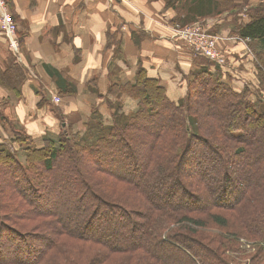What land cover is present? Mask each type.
Segmentation results:
<instances>
[{
	"label": "trees",
	"instance_id": "16d2710c",
	"mask_svg": "<svg viewBox=\"0 0 264 264\" xmlns=\"http://www.w3.org/2000/svg\"><path fill=\"white\" fill-rule=\"evenodd\" d=\"M235 1L198 6L241 19L258 86L237 90L198 53L185 98L140 67L107 94L132 98L134 113L110 103L111 123L92 111L86 133L65 126L40 148L14 137L25 163L0 144V264H264V3ZM9 71L0 80L15 89L22 70Z\"/></svg>",
	"mask_w": 264,
	"mask_h": 264
},
{
	"label": "crops",
	"instance_id": "0c3cea01",
	"mask_svg": "<svg viewBox=\"0 0 264 264\" xmlns=\"http://www.w3.org/2000/svg\"><path fill=\"white\" fill-rule=\"evenodd\" d=\"M0 1L11 4L20 41L16 50L0 29V76L14 81L9 68L17 65L24 79L15 89L6 86L4 77L0 80V144L17 145L10 141L13 130H18L40 148L46 135L52 137L65 126L87 129L95 110L101 111L109 124L113 102L134 113L138 103L132 98L114 100L107 94L112 87L135 84L140 67L166 86L170 99L185 98V77L200 67L201 61L196 50L173 38V20L184 25L201 20L211 35L224 41L220 48L228 60L217 65L233 78V86L240 90L247 82L254 83L248 46L236 42L233 31L241 19L235 20L229 11L212 17L216 7L199 10L201 2L216 4L219 0ZM54 97L61 102L55 103ZM74 116L76 121L70 120Z\"/></svg>",
	"mask_w": 264,
	"mask_h": 264
},
{
	"label": "built area",
	"instance_id": "2783aa9c",
	"mask_svg": "<svg viewBox=\"0 0 264 264\" xmlns=\"http://www.w3.org/2000/svg\"><path fill=\"white\" fill-rule=\"evenodd\" d=\"M0 29L8 37L12 47L18 50L16 27L8 7L2 1H0ZM171 31L173 38L182 40L188 48L196 50L218 65H225L222 53L217 48L219 37L210 35L202 23H195L184 28L177 24ZM55 102L59 103L61 99L57 97Z\"/></svg>",
	"mask_w": 264,
	"mask_h": 264
},
{
	"label": "rangeland",
	"instance_id": "374dc122",
	"mask_svg": "<svg viewBox=\"0 0 264 264\" xmlns=\"http://www.w3.org/2000/svg\"><path fill=\"white\" fill-rule=\"evenodd\" d=\"M8 11H9V9H8ZM10 13V12H9ZM11 14V13H10ZM197 23H201V22H197ZM16 27V26H15ZM5 35V34H4ZM6 36V35H5ZM16 37L18 38V35H16ZM251 81L252 82H254V84L256 85V86H258L259 85V82L257 81V78H254V77H252L251 78ZM43 97H45L44 95H43ZM55 98H57V97H54V101H55ZM56 103V102H55ZM60 103V102H59ZM58 104V103H57ZM76 119H77V117H72L70 120H72V121H76ZM107 121V120H106ZM108 122V121H107ZM69 130H72V129H69ZM74 130V129H73ZM20 132V133H19ZM18 132V130L16 131H14L13 130V136L15 137V139H19L21 136H23L25 133L23 132V131H19ZM72 132V131H71ZM73 132H75V133H81V134H84V133H86L87 132V129H85L84 131H78V130H74ZM59 133H61V131L59 132ZM59 133H55V134H53V136L54 137H58V135H59ZM72 134V133H71ZM48 135H46L45 137H47ZM14 139V138H13ZM31 140H32V138H31ZM32 141H34V140H32ZM31 141V142H32ZM11 143H14V141H10ZM29 145V142L27 141V143L25 144V145ZM35 144V143H34ZM7 145V146H6ZM35 145H37V144H35ZM3 147H7L6 148V150H8V151H12L13 153H15L16 154V157L18 158V159H20V161L21 162H26V157L24 156V154H23V149H22V147H19V145H9V144H3ZM171 178H177V176L176 175H172V177ZM72 188V187H71ZM162 190V189H161ZM65 192L64 193H59L58 194V200H59V197H60V195L62 194V197H61V199H63V198H67V196H69V195H71V191H69V189H67V190H64ZM159 192V191H158ZM161 195H162V197L164 196L163 195V193L160 191L159 193H158V198L160 199L161 198ZM70 210H71V207H70Z\"/></svg>",
	"mask_w": 264,
	"mask_h": 264
}]
</instances>
